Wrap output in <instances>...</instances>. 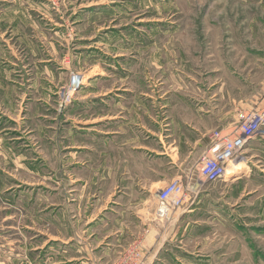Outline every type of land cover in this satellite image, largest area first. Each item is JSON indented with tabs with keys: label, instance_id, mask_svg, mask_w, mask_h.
Listing matches in <instances>:
<instances>
[{
	"label": "crops",
	"instance_id": "0c3cea01",
	"mask_svg": "<svg viewBox=\"0 0 264 264\" xmlns=\"http://www.w3.org/2000/svg\"><path fill=\"white\" fill-rule=\"evenodd\" d=\"M79 11L72 8L67 14L72 32L80 30ZM104 36L106 32L97 39L84 38L88 43H78L80 39L40 43L42 55L34 65L39 73L29 86L39 94L40 103L50 104V97L55 103V89L68 82L73 69L85 78L84 86L71 105L61 112L55 108L52 129L30 121L49 120L48 108L40 113L35 105L34 113L7 115L16 122L14 131L30 122L38 131V141L0 135V159H11L16 166L19 159L24 162L19 167L29 174L50 176L38 184L28 183L32 190L38 185L47 193L46 200L38 199L37 207H31L38 221L33 218L24 226L29 235L23 249L30 255L39 253V264H111L133 241H142L141 264H157L166 249L160 243L158 186L177 178L187 184L182 177L198 172L213 133L228 132L239 123L240 102L225 110L223 86L207 89L202 79L197 81L190 73L183 87L173 84L157 91L144 86L148 71L164 77L179 72L173 65L177 59L170 49L173 43H105ZM185 62L182 66L192 71ZM223 72L225 68L217 64L210 77L222 80ZM46 147L51 150L44 151ZM29 152L33 157H28ZM234 167L248 176H264V136L249 141ZM193 202L174 218L205 205L201 198ZM3 207L8 212L5 219L16 218L15 203Z\"/></svg>",
	"mask_w": 264,
	"mask_h": 264
},
{
	"label": "rangeland",
	"instance_id": "374dc122",
	"mask_svg": "<svg viewBox=\"0 0 264 264\" xmlns=\"http://www.w3.org/2000/svg\"><path fill=\"white\" fill-rule=\"evenodd\" d=\"M72 8L81 10L77 32H72V19L67 16ZM104 32L105 43H173L170 49L177 56L173 65L179 72H170L169 79L148 71L143 75L145 87L157 91L173 84L183 87L190 73L197 81L202 79L207 89L223 86L225 110L240 102L239 121L250 112L264 115V0H0V135L5 139L21 136L22 142L27 136L38 141V131L30 122L14 131L16 122L8 116L26 110L34 113L37 108L43 113L48 108L49 120L30 121L52 129L55 108L61 112L71 105L84 86L83 82L68 94L73 76L79 73L73 69L68 82L55 89V103L53 97L50 104L40 103L39 94L29 88L39 73L34 65L42 55L40 43H77L76 39L88 43L89 37ZM185 61L192 71L182 66ZM217 64L225 68L222 80L210 77ZM80 68H86L84 61ZM260 135L264 136V129ZM28 157L33 155L29 152ZM50 161L54 166V160ZM21 162L24 164L16 159V166L11 159H0V264H39V253L30 255L23 249L29 235L24 226L33 218L38 221L32 208L37 207L38 199L46 200L47 193L38 185L32 190L34 186L28 183L38 184L50 176L29 174L19 167ZM230 173L233 175L204 184L198 172L182 177L187 185L200 184L189 191L185 205L200 198L205 205L182 218H174V214L185 205L168 219L159 218L160 243L167 250L163 249L157 264H264V176L245 175L239 167ZM13 181L18 187L5 191ZM8 202L17 206L12 212L16 218L10 222L3 207ZM134 242L111 264L121 263L123 253Z\"/></svg>",
	"mask_w": 264,
	"mask_h": 264
},
{
	"label": "built area",
	"instance_id": "2783aa9c",
	"mask_svg": "<svg viewBox=\"0 0 264 264\" xmlns=\"http://www.w3.org/2000/svg\"><path fill=\"white\" fill-rule=\"evenodd\" d=\"M74 77V76H73ZM72 81L73 78H72ZM68 87V94L76 88ZM67 93V92H66ZM66 97V96H65ZM264 129V115L250 112L243 115L239 123L230 131L217 130L213 133L212 144L203 154L198 169L201 183H213L231 176L230 169L225 170L231 161L240 156L250 140L254 139ZM239 161V160H238ZM236 164H233L234 167ZM200 184L187 185L182 179H174L157 192V215L160 219H168L173 211L183 207L189 198V191L199 188ZM125 259L119 264H141V241L134 244L123 253Z\"/></svg>",
	"mask_w": 264,
	"mask_h": 264
},
{
	"label": "bare ground",
	"instance_id": "6f19581e",
	"mask_svg": "<svg viewBox=\"0 0 264 264\" xmlns=\"http://www.w3.org/2000/svg\"><path fill=\"white\" fill-rule=\"evenodd\" d=\"M73 80L74 81H72V85H73V87L76 88L77 86L78 87L81 86V84L83 83L85 78L82 75L75 74L74 77H73ZM238 160H239V156L237 158H235L234 160H232L230 165L227 168H225V170H228V169L232 168L233 164H238V162H239ZM241 167H242V163H241Z\"/></svg>",
	"mask_w": 264,
	"mask_h": 264
}]
</instances>
